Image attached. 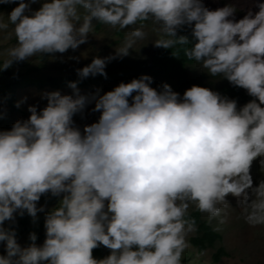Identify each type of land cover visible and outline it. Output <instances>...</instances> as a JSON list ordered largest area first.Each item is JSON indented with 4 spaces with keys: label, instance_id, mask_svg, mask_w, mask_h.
<instances>
[{
    "label": "clouds",
    "instance_id": "obj_1",
    "mask_svg": "<svg viewBox=\"0 0 264 264\" xmlns=\"http://www.w3.org/2000/svg\"><path fill=\"white\" fill-rule=\"evenodd\" d=\"M256 6L235 21L234 7L213 10L207 0H43L31 15L30 4L19 0L8 14L16 45L0 70L75 50L93 20L120 29L141 22L116 50L127 56L151 20L165 36L157 47L191 42L184 51L198 64L195 75L221 77L233 85L234 100L197 85L181 99L142 75L93 97L101 115L82 134L73 116L88 98L76 83L69 84L74 96L45 93L46 107L29 106L27 120L0 131V264H181L193 230L188 202L214 218L229 194L246 223L264 225V180L254 186L250 175L258 157L264 169V2ZM9 23L0 22V30ZM180 32L191 36L176 38ZM106 59L93 58L78 75H106ZM236 101L246 104L238 110ZM49 191L65 195L46 216V239L21 248L3 223L17 210L35 217L36 202ZM100 244L111 254L96 260L92 250Z\"/></svg>",
    "mask_w": 264,
    "mask_h": 264
},
{
    "label": "rangeland",
    "instance_id": "obj_2",
    "mask_svg": "<svg viewBox=\"0 0 264 264\" xmlns=\"http://www.w3.org/2000/svg\"><path fill=\"white\" fill-rule=\"evenodd\" d=\"M30 4V11L26 14L31 15L32 11L38 10L43 0H37L32 3L31 0H25ZM213 10L229 5L235 8V15L230 19L239 21L247 12L251 10L253 13L259 9L257 3L264 2V0H207ZM19 0L15 2L3 3L0 2V22L9 23L8 14L13 8L18 6ZM83 12V10H81ZM137 25L129 26L125 29L111 27L93 20V27L91 33L87 36V41L80 44L75 50L68 49L64 53L42 54L29 58L24 61H13L12 65L6 70L9 74L0 76V87H4L9 82L16 80H25L31 77H45L47 75L65 76L66 78H81L77 70L89 65L93 58H110L106 59L105 71L108 68H113L117 64L129 63L132 60H144L145 56L149 55L158 48L155 42L159 39H165L162 32L159 31L160 26L153 23L151 20L143 22L145 27L143 31L145 36L142 39H136L133 48L129 49L127 56H118L116 50L122 47L128 34ZM16 45V37L14 35L13 26L9 23V27L0 30V61L3 62L8 59V49ZM139 57V58H138ZM200 69V68H198ZM193 71V70H192ZM86 81L92 80L90 83L78 85L79 94L88 98L84 109L77 112L73 116V126L80 129L83 134L84 127L98 122L101 113L94 111L95 99L103 95L107 91L113 90L119 85L117 81L110 76L101 77L100 74L89 75L84 77ZM159 77L152 78V82L158 83ZM161 82V81H160ZM162 85L166 84L161 83ZM174 83L170 84L171 88L176 87ZM6 87V86H5ZM16 88V85H14ZM0 88V131L11 130L12 126L17 121L27 120L31 113L29 106H36L37 111L40 112L47 105V98L45 93L59 91L62 95H75L74 90L65 84L63 87L55 89L52 87L38 88L34 84L19 86L14 91V105L12 106L3 94ZM184 92L179 94L182 99ZM131 103V97H129ZM260 157L256 158L250 168V175L253 185H258L261 180H264V169L259 163ZM65 193L58 196L52 195L49 191L40 196L39 201L36 202L38 209L35 217L28 214L27 210H21L13 213V219L6 220L3 227L15 233L16 242L21 248L30 246L35 243L37 246H42L46 235L36 238L33 242L31 234L36 231L46 233L44 213L52 210L60 203ZM226 199L227 205H217L221 208V213L218 217L210 218L208 213L202 212L203 217L209 220L213 227L222 234V245L225 246L228 256L222 258L220 263L216 264H264V225L250 226L244 221L241 216V209L237 206V198L229 194ZM107 206V201H105ZM193 202H188L187 211L196 209ZM106 210V207H105ZM28 218L27 226L20 224L19 221L23 218ZM196 230L187 233L185 239L187 247L184 249L181 258V264H211L213 250L205 253H198L190 243V238L195 235ZM219 244L217 245V247ZM135 250V249H134ZM111 254V250L105 246L95 251L92 256L96 260H101ZM0 255H6V241H0ZM47 264V262H42Z\"/></svg>",
    "mask_w": 264,
    "mask_h": 264
},
{
    "label": "trees",
    "instance_id": "obj_3",
    "mask_svg": "<svg viewBox=\"0 0 264 264\" xmlns=\"http://www.w3.org/2000/svg\"><path fill=\"white\" fill-rule=\"evenodd\" d=\"M187 33H176L178 34L176 38H179L180 36H186L187 38H189L191 35ZM167 38L168 37H166V39ZM191 38L192 39H189L190 41L193 40V37ZM170 39L175 38L171 37ZM191 47V42L187 44H180L179 42H177L172 48L158 47L156 51H153L149 55L145 56L144 60L135 58L129 63L127 62L124 64H117L113 68H108L105 71L106 75L100 74V76H110L119 84L121 82L128 83L133 79H139L142 75H147L151 78L159 77L161 82L159 81L155 84L154 82H151L150 85L157 91H160L162 89L163 85L161 83L164 82L169 86L171 83L177 85L176 87L171 89L179 94L185 92L193 85H197L217 92L222 97L234 100L232 88L230 87L233 85H229L228 82H226L225 84L221 77L216 76L210 78L209 74L206 72H202L201 75H195V64H197V62L195 60L188 59L184 51L186 48ZM9 73L10 71L6 69L0 70V76L1 74L4 75ZM91 81L92 80L86 81L84 78H66L65 76L47 75L45 77L26 78L25 80L19 79L15 82H9L7 85H4V87L0 88L2 90L3 96L7 100H9L10 104L13 106L14 91L17 87L24 86L26 85V83L34 84L41 89L46 87L58 89L63 87L65 84L69 85L70 82H75L78 86L84 85L87 82L90 83ZM14 85H16V88L14 87ZM253 99L254 97L250 96L249 102ZM236 103L238 110L246 104L244 103L242 106H240L237 101ZM58 206L59 204L56 205L53 209ZM52 210L45 212L44 217H46L47 214ZM185 219L190 220L193 223V227H195L196 233L190 238V243L194 248H196L198 253H205L209 250H213L211 264L220 263L223 257L228 256V252L225 246L221 244L222 234L213 227L209 220L203 217V213L199 211L198 208L193 209V211H187L185 214ZM19 223L26 227L28 218L23 217L19 221ZM33 233L35 234L36 238L46 235L45 232L41 231H36ZM218 244L219 246L217 247ZM102 246L103 245L100 244L98 247L94 248L92 250V254Z\"/></svg>",
    "mask_w": 264,
    "mask_h": 264
}]
</instances>
